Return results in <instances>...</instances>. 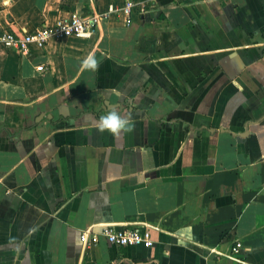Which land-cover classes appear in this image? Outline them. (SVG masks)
Returning <instances> with one entry per match:
<instances>
[{
  "label": "crops",
  "instance_id": "crops-1",
  "mask_svg": "<svg viewBox=\"0 0 264 264\" xmlns=\"http://www.w3.org/2000/svg\"><path fill=\"white\" fill-rule=\"evenodd\" d=\"M128 2L131 26L0 47V264H264V0H0V36ZM107 225L154 246L83 245Z\"/></svg>",
  "mask_w": 264,
  "mask_h": 264
},
{
  "label": "built area",
  "instance_id": "built-area-1",
  "mask_svg": "<svg viewBox=\"0 0 264 264\" xmlns=\"http://www.w3.org/2000/svg\"><path fill=\"white\" fill-rule=\"evenodd\" d=\"M137 4L128 2L122 9L111 6L108 12L103 14H93L91 17H82L74 13L66 19H60L52 26L41 29L39 32L18 36L12 33H4L0 36V47L16 51L22 55H30L33 48L45 49L52 40L64 41L69 38L91 39L95 30L100 26L102 19L114 15L124 13L127 17V26L132 25L133 12ZM38 71L44 72L43 66ZM154 228H146L139 230L136 228H119L117 226H102L99 232H84L81 241L85 247L96 246L101 239L116 247H135L145 246L151 248L154 246L151 230ZM243 245L237 242L232 246L227 258L234 264H245L240 258Z\"/></svg>",
  "mask_w": 264,
  "mask_h": 264
},
{
  "label": "clouds",
  "instance_id": "clouds-1",
  "mask_svg": "<svg viewBox=\"0 0 264 264\" xmlns=\"http://www.w3.org/2000/svg\"><path fill=\"white\" fill-rule=\"evenodd\" d=\"M83 65L86 69H95L98 62L94 57L89 56L83 61ZM98 123V130L101 132L108 131L112 134H117L121 130H130L128 121L115 111H110L106 115L101 116Z\"/></svg>",
  "mask_w": 264,
  "mask_h": 264
}]
</instances>
